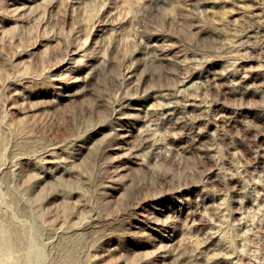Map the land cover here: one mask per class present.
Segmentation results:
<instances>
[{
  "label": "rangeland",
  "instance_id": "rangeland-1",
  "mask_svg": "<svg viewBox=\"0 0 264 264\" xmlns=\"http://www.w3.org/2000/svg\"><path fill=\"white\" fill-rule=\"evenodd\" d=\"M0 264H264V0H0Z\"/></svg>",
  "mask_w": 264,
  "mask_h": 264
}]
</instances>
